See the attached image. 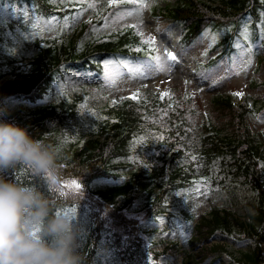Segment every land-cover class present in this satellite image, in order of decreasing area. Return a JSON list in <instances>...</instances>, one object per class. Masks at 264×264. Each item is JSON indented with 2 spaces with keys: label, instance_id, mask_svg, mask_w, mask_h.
<instances>
[{
  "label": "clouds",
  "instance_id": "clouds-1",
  "mask_svg": "<svg viewBox=\"0 0 264 264\" xmlns=\"http://www.w3.org/2000/svg\"><path fill=\"white\" fill-rule=\"evenodd\" d=\"M7 111L0 104V264H90L76 216L57 211L40 186L8 177L21 162L36 174L55 169L61 147L2 118Z\"/></svg>",
  "mask_w": 264,
  "mask_h": 264
},
{
  "label": "trees",
  "instance_id": "trees-1",
  "mask_svg": "<svg viewBox=\"0 0 264 264\" xmlns=\"http://www.w3.org/2000/svg\"><path fill=\"white\" fill-rule=\"evenodd\" d=\"M21 85L22 83H19L18 85L14 83H10L5 85L3 88L10 89L14 87H20ZM33 117H34L33 113H30L28 111L24 112L23 109H20V113L18 115L17 121L19 124H23L27 121H31V120L34 121L35 117L34 118ZM53 123H54V118L51 117L49 120H44L42 122L37 123L36 127L32 128L30 132L32 135L40 134L43 130L50 129ZM51 131H52L51 138H55L58 130L52 129ZM103 151L104 148H102L101 150L99 147L96 146L95 142L89 141L82 150L76 153L75 157L88 164H95L97 161L106 159L107 155Z\"/></svg>",
  "mask_w": 264,
  "mask_h": 264
},
{
  "label": "rangeland",
  "instance_id": "rangeland-1",
  "mask_svg": "<svg viewBox=\"0 0 264 264\" xmlns=\"http://www.w3.org/2000/svg\"><path fill=\"white\" fill-rule=\"evenodd\" d=\"M25 14H27V13L25 12ZM12 17L13 18H17L15 16L14 8L13 9H8V6H2V7H0V21L1 22H5V21H8V20H11V19H13ZM26 17H28V15H26ZM34 31H36V28H34L33 32ZM7 36H8V32L3 33V37L4 38H6ZM11 40H9L7 42L10 43ZM5 44H7V43L6 42H2V46L3 47H4ZM2 46H0V49H1ZM177 71H179V69H177ZM240 79H241V77L238 80H240ZM158 84H161L162 85L163 84V81L161 80V81L153 82L152 83V86L153 87H156ZM62 87H63V85L60 82H58V83L55 84V87L54 88H55L56 91H59L60 89H62ZM207 97L208 96H205V98H207ZM252 126L254 128H256V129L263 128L264 127V118L263 119H260V120L253 121L252 122ZM82 232L83 231L81 229L80 237H82Z\"/></svg>",
  "mask_w": 264,
  "mask_h": 264
},
{
  "label": "snow or ice",
  "instance_id": "snow-or-ice-1",
  "mask_svg": "<svg viewBox=\"0 0 264 264\" xmlns=\"http://www.w3.org/2000/svg\"><path fill=\"white\" fill-rule=\"evenodd\" d=\"M113 2H119V0H113ZM138 3H142V7H148V4L145 2V0H137ZM141 36H144V33L141 32L140 33ZM155 40V37H151L150 39H148L146 42L147 43H150L152 44ZM168 57L171 59V60H175L176 59V56H175V53H167ZM153 59L157 62H159L161 60V57L159 55L153 57ZM238 95H243V93H237ZM134 98L136 96V94H133ZM73 186L76 187V188H79L80 185L78 182L76 181H73L72 182Z\"/></svg>",
  "mask_w": 264,
  "mask_h": 264
}]
</instances>
